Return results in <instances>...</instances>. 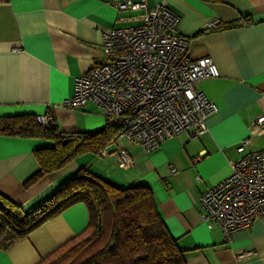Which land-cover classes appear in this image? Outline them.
I'll list each match as a JSON object with an SVG mask.
<instances>
[{"label": "crops", "instance_id": "obj_1", "mask_svg": "<svg viewBox=\"0 0 264 264\" xmlns=\"http://www.w3.org/2000/svg\"><path fill=\"white\" fill-rule=\"evenodd\" d=\"M145 1L163 2L180 17L176 30L188 40V58L209 56L218 69V76L195 83L217 107L206 118L207 130L181 132L150 152L117 137L107 154L78 155L27 187L24 181L38 169L33 150L50 141L0 134V193L27 210L76 169L89 167L119 187H149L187 264H264V218L234 231L227 241L217 223L208 227L202 219L199 202L203 191L230 174L232 161L264 148V133L249 130L251 120L264 114V0ZM140 12L117 9L115 1L106 0H0V118L49 111L62 130L104 127V115L92 101L76 108L63 101L72 96L75 77L102 60L104 34L135 25ZM210 19L220 24L208 28ZM120 147L132 156L128 168L116 163L113 151ZM88 220L86 204L76 202L0 249V264H38L81 233Z\"/></svg>", "mask_w": 264, "mask_h": 264}, {"label": "built area", "instance_id": "obj_2", "mask_svg": "<svg viewBox=\"0 0 264 264\" xmlns=\"http://www.w3.org/2000/svg\"><path fill=\"white\" fill-rule=\"evenodd\" d=\"M106 1H115L120 10H141L135 16L138 22L104 34L102 60L75 77L74 92L63 105L76 108L92 101L107 124L121 126L117 137H127L146 152L181 132L201 135L207 130L206 118L217 107L196 90L195 83L219 75L212 59L188 58V40L176 30L180 17L165 3ZM218 25L216 19L206 23L208 28ZM37 120L42 124L56 121L49 111L38 114ZM249 130L250 135L264 133L263 113L251 120ZM250 141V136L242 140L238 151ZM113 155L121 168L133 164L125 147L115 149ZM199 202L202 219L208 227L217 223L227 241L234 231L264 218V148L232 161L230 174L203 191Z\"/></svg>", "mask_w": 264, "mask_h": 264}, {"label": "trees", "instance_id": "obj_3", "mask_svg": "<svg viewBox=\"0 0 264 264\" xmlns=\"http://www.w3.org/2000/svg\"><path fill=\"white\" fill-rule=\"evenodd\" d=\"M37 115L0 118V134L50 141L33 150L38 169L24 181L25 187L80 154H101L121 130L120 125L105 122L104 127L92 131H66L57 121L41 124ZM79 201L88 208L86 228L38 264H187L184 250L159 217L149 187L138 183L122 188L85 166L27 210L0 193V249L9 248Z\"/></svg>", "mask_w": 264, "mask_h": 264}, {"label": "rangeland", "instance_id": "obj_4", "mask_svg": "<svg viewBox=\"0 0 264 264\" xmlns=\"http://www.w3.org/2000/svg\"><path fill=\"white\" fill-rule=\"evenodd\" d=\"M38 122H39V121H38ZM41 124H42V123H41ZM108 145H109V144H108ZM108 145H107V146H108ZM107 146H106V147H107ZM106 147H104V149H105ZM104 149H103V150H104ZM103 150H102V153H103L104 155L108 153V148H107V152H103ZM102 153H101V154H102ZM80 155H83V154H80ZM196 177H197V176H196ZM48 263H49V262H48Z\"/></svg>", "mask_w": 264, "mask_h": 264}]
</instances>
